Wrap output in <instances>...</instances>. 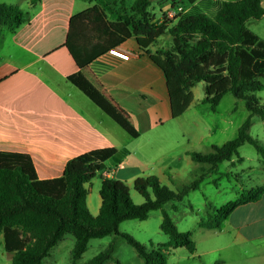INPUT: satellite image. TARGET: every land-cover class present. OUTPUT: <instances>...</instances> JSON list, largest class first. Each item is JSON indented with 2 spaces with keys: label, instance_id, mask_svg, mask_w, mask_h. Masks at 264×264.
I'll list each match as a JSON object with an SVG mask.
<instances>
[{
  "label": "trees",
  "instance_id": "obj_1",
  "mask_svg": "<svg viewBox=\"0 0 264 264\" xmlns=\"http://www.w3.org/2000/svg\"><path fill=\"white\" fill-rule=\"evenodd\" d=\"M41 0H31L36 4ZM95 7L74 15L70 20L65 47L69 50L79 72L69 81L79 88L101 110L119 124L131 137H139L129 114L107 93L89 69L90 63L105 49L115 48L126 38L111 28L102 15L123 22L136 37L140 50L164 73L170 97L171 115L178 118L193 103L192 89L203 82V103L215 112L226 94L244 100L250 112L238 130L237 137L222 145H214L209 153L192 152V160L210 165L190 186L179 192L163 185L155 176L135 180L134 189L144 201H133L130 189L122 181L102 177L100 196L102 205L97 216L89 210L87 185L104 170V160L113 150H104L75 158L68 162L64 176V191L54 196L40 191L22 166L0 168V234L6 252L12 254V264H44L51 250L73 235L75 242L71 262L76 264L88 250L93 239L112 236L107 247L85 264H107L115 261L117 238L133 247L143 264H167L169 255L185 248L195 254L197 247L192 232L179 230L165 205L182 201L199 188L208 172L219 164L238 157V150L248 143L264 162V145L250 135L253 115L264 120V105L256 97L264 84V39L250 30L247 22L264 18L262 0H184L191 8L170 22L156 23L149 10L153 0H83ZM174 0H159L171 2ZM31 19L29 12L18 6L0 3V38L2 29L16 32ZM163 35H170L172 46L152 54L148 48ZM238 158V161H242ZM264 186L242 193L238 199L220 208L208 204L206 218L199 227L223 229L224 223L240 206L259 201ZM177 211L178 207L173 204ZM162 212L161 231L168 242L155 249L120 231L129 220L146 221L153 211Z\"/></svg>",
  "mask_w": 264,
  "mask_h": 264
},
{
  "label": "crops",
  "instance_id": "obj_2",
  "mask_svg": "<svg viewBox=\"0 0 264 264\" xmlns=\"http://www.w3.org/2000/svg\"><path fill=\"white\" fill-rule=\"evenodd\" d=\"M134 1L127 0L128 5ZM0 3L18 6L31 15L30 21L16 32L4 27L0 38V168L20 165L40 191L60 196L69 161L113 150L103 162L104 170L95 177L99 180L94 178L87 185V203L93 216L99 214L102 205V177L122 181L131 188L140 178L155 176L163 184V180H175L191 167H201L202 172L209 170L195 163L190 154L199 152V147L203 148L201 153L211 152L215 144L210 137L214 132L210 129L201 131L198 119L190 125L189 131L183 128L194 107L198 88L192 89L194 100L188 111L173 118L164 73L140 50L136 37L123 22L111 19L102 11L108 25L125 36L126 40L116 47L128 51L130 60L110 56V49H105L90 63L89 69L129 114L139 133L137 138L131 137L69 81L70 76L79 72L65 47L70 20L95 7L94 2L41 0L36 6L31 0ZM156 5L160 14L155 15V21L160 24V15L167 11L169 2H157ZM171 42L170 36L163 35L148 50L155 54L167 46L170 48ZM205 230L227 233L231 240L203 252L197 248L191 257L198 259V264H224L230 249L239 250L249 243L262 246L264 196L257 202L238 207L221 231ZM163 243L152 244L151 249ZM214 253L223 257L209 262L202 260ZM82 259L76 264L89 261ZM0 264H12V254L6 252L2 234ZM68 264H72L71 259Z\"/></svg>",
  "mask_w": 264,
  "mask_h": 264
},
{
  "label": "rangeland",
  "instance_id": "obj_3",
  "mask_svg": "<svg viewBox=\"0 0 264 264\" xmlns=\"http://www.w3.org/2000/svg\"><path fill=\"white\" fill-rule=\"evenodd\" d=\"M7 1L9 0H0V2ZM16 1L19 2L21 0ZM157 2L159 0H153L150 9L154 15L160 14L159 7L156 5ZM190 8L191 6L184 0L171 1L169 2L167 11L160 15L162 22H170ZM247 26L264 39V18L261 20H250L247 22ZM170 38L172 37L170 36ZM172 43L173 39L170 45ZM262 82L264 84V77L262 78ZM196 87L198 89L195 91L194 107L183 123L185 131H189L190 125L196 123L198 119L201 131L210 129L214 132L210 139L215 145H222L227 141L235 139L239 128L250 115L245 101L235 98L230 93L226 94L217 110L213 112L210 111L207 104L201 103V99L205 97L204 83H198ZM256 97L264 105V88L256 93ZM249 133L264 145V120L258 115H253ZM198 149L199 152L203 151L201 147ZM238 154V157H234L233 161L219 164V167L215 171L210 172L205 177L199 188L187 194L182 201L170 202L165 205L166 211L171 215L179 230L182 232H192L193 241L199 252H203L210 247L228 244L231 240L227 233H208L207 230L199 227L200 221L207 216L208 204L214 208H220L226 203L238 199L242 193L264 186V162L255 148L246 143L239 148ZM238 158H242L243 160L238 161ZM203 166H205L206 170L210 167V165ZM201 173V167H191L189 170H185L184 174L175 180H163V184L169 186L173 191L179 192L183 187L190 186L194 180L198 179ZM94 180H99V178H95ZM129 189L133 201L137 204L143 203V197L134 187L131 186ZM173 204L178 207L177 211L173 210ZM161 221V211L157 210L151 212L146 221L129 220L122 223L120 231L132 235L150 250L152 244L157 245L161 242L165 244L169 240L161 231ZM111 240L112 236L91 240L88 250L82 256V260L88 261L92 259L103 251ZM74 242L73 235H66L63 241L53 248L51 255L45 259L44 264H68L71 259ZM177 250L175 255H172L175 251L169 255V264H198V259L191 257L192 254L185 248H179ZM228 252L230 254L225 256L224 264H264V244L260 246L257 243H249L246 247L239 250L230 249ZM219 256L223 257V255L214 253L210 256L202 257V260L209 262ZM115 258L119 259L122 264H142L143 262L133 247L121 237L117 238Z\"/></svg>",
  "mask_w": 264,
  "mask_h": 264
},
{
  "label": "built area",
  "instance_id": "obj_4",
  "mask_svg": "<svg viewBox=\"0 0 264 264\" xmlns=\"http://www.w3.org/2000/svg\"><path fill=\"white\" fill-rule=\"evenodd\" d=\"M108 54L110 56H113V57L120 59V60H123V61H128V60H130V57H131V55L128 51L123 50L119 47H115V48L110 49L108 51Z\"/></svg>",
  "mask_w": 264,
  "mask_h": 264
}]
</instances>
